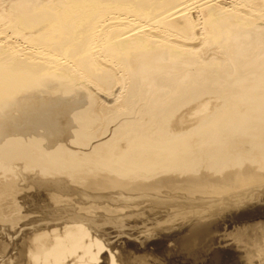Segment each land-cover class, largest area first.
I'll list each match as a JSON object with an SVG mask.
<instances>
[{"label": "bare ground", "instance_id": "bare-ground-1", "mask_svg": "<svg viewBox=\"0 0 264 264\" xmlns=\"http://www.w3.org/2000/svg\"><path fill=\"white\" fill-rule=\"evenodd\" d=\"M6 4L7 1L0 2V164L17 163L20 160L13 159L21 156L37 161V169L47 172L51 166L48 162H57L61 168L67 166L66 161L73 164L72 161L89 152L107 168L105 171L116 175L105 177L107 184L103 186L84 184L79 188L77 198L83 204L70 197L69 201L65 195L59 197L62 214L50 219L55 223L53 228L36 231L30 237L24 264H133L131 261L169 264L159 257L164 254L160 251L137 253L130 245L122 252L112 251L103 241L106 234L100 220L86 216L89 214L84 210L85 204L89 200L97 202L104 223L111 221L122 226L123 219L112 220L105 215L126 212V203H142L146 197L151 201L173 200L172 196H179V190L174 188L190 187L188 183L199 187L228 186L227 180L224 183L202 180L208 177L203 171L196 180L180 186L171 183L174 178L171 176L154 183H131L139 178L151 181L149 176L153 173L190 170L191 163L190 168L184 166L185 170L177 166L186 164L187 160L181 159L195 149L190 138L196 135L193 140H198L195 143L199 147L214 143L230 145L235 151L231 156L238 158L237 163L245 156L251 160L258 154L256 160H264V0H59L56 7L60 4L61 8L50 6L45 11L36 10L35 3L29 1L18 6ZM47 19L53 24L43 23ZM213 61L218 64L213 66ZM205 63L210 66H202ZM78 82L84 87L78 86ZM118 82L121 90L110 105L99 103L94 97L96 92L85 88V83H89L108 92ZM171 89L177 92L168 93ZM138 91L139 96L133 100L132 95ZM146 93L152 98L149 97L150 102L145 105L149 109L144 107L141 117L148 116L145 119L150 120V125L146 123L141 129L137 143L146 145L150 153H165L169 162L180 159L175 160L177 163L155 168L153 164L157 161L150 160L153 164L147 161L143 149L134 151L128 147L126 151L116 142L109 145L112 141H99V146L83 151L90 144L86 145V141L94 139V142L98 133L109 128L110 121H104L106 113L133 114L143 108L141 100ZM257 140H261L259 146ZM68 142L74 145H65ZM83 145V149L78 148ZM112 153H118V158L113 159ZM39 154L45 155L48 162L40 161L46 158L38 157L39 160ZM6 156L11 161L2 162L1 158ZM215 156L213 160L210 157L212 169L226 167L228 157ZM122 160L133 164H127L129 167L125 169ZM197 167L192 169L197 171ZM239 173L238 169L226 170L220 177H240ZM157 182L172 184L168 188L174 192L164 193L169 199L144 194ZM68 202L73 205L67 206ZM117 204L120 207L109 211ZM74 206H80L82 214L72 212Z\"/></svg>", "mask_w": 264, "mask_h": 264}, {"label": "rangeland", "instance_id": "rangeland-1", "mask_svg": "<svg viewBox=\"0 0 264 264\" xmlns=\"http://www.w3.org/2000/svg\"><path fill=\"white\" fill-rule=\"evenodd\" d=\"M2 1H7L6 4L7 7L9 3H13L12 5L18 6L19 3L29 1L32 2L33 4L35 3L34 6L36 10H42V11H45V9L50 10L51 7L61 8L60 4H58L59 6L57 5L56 7V3H58L59 0H0V2ZM51 21L52 20L47 19L43 23H49ZM51 23L53 24V21ZM36 28H32V29L35 31ZM33 30L31 31L33 32ZM217 64L218 61L212 62L213 66H216ZM202 66H210V64L205 63L204 65L202 64ZM77 85L83 86V84L79 82L77 83ZM85 85H87V87L85 88L90 90L91 93L96 92L94 93V97H96V100H98L99 103L101 104L103 103L102 105H104L105 103H106L105 105L112 104L115 99L114 97H116L121 90L120 88L121 82H118L116 86L115 85L113 86L112 88L114 89L113 91L110 90L108 92L95 89L92 86V84H90L91 85L90 87L89 83L88 84L85 83ZM173 92L176 93L177 90L171 89L168 93L171 94ZM138 94L139 91L136 95H132L133 100L135 99L134 96L137 97L139 96ZM149 97L150 94L148 96V93H146V96H144L141 100L143 108L139 109L138 111L136 110L133 114L115 115L113 114V112L106 113V115L110 113L109 116H112L109 119L108 118L109 116L104 115V119H105L104 121L107 123L110 121V123L108 124L109 128L107 127V130H105V132L102 131L103 135L97 132L99 136H97L98 138L95 139L94 142H93L94 139L86 141V145L90 143L89 147H84L83 145L78 148L83 149L84 147L83 151H85V149H88L89 151V149H91V146H99L101 144V142L99 141H106L110 143L112 141V144L109 145L113 146V144H115L114 142H116L115 145L119 144V146L126 151L129 150L128 147H131V149L134 151H138V150L140 151L143 149V151L147 153V155H145L147 157V161H149L151 164H153L152 162L155 163V161H157L155 164H153L155 168H159L162 166L169 167V165L170 166L172 165L170 163L173 164L174 162L177 163V161L180 159L178 158L175 159L177 161L173 159L170 160L169 162L168 158L170 157L165 155V153L164 154L161 152H160L161 154L157 152L150 153L151 151L148 148H146V145L144 144L141 145L140 143H137L139 142L137 140L140 139L141 136L140 134L141 129H143V127L146 126L147 124L150 125L149 124L150 120H147L148 116L141 117L142 116L141 113L143 111L145 112L146 109H149V107L147 108L145 106L148 105L147 104L148 101L150 100V98H152V96L150 98ZM138 116L140 117L138 118ZM140 121H142L143 123ZM118 125L120 126L119 129L117 127ZM124 125L126 126L124 127ZM137 125H140V127L142 128H140ZM135 127L136 129L137 128L140 129L139 130L140 132L137 131L138 129L136 130ZM135 130L138 132L139 137L138 135H136L137 132H135ZM133 134L137 136V137L133 136L134 139L131 138ZM127 138H129V140ZM194 138H190V140L192 141L193 144L192 148L194 146V148L197 150L193 148L194 150H192L190 155L187 156L188 159L187 158L181 159V161L183 160V162L184 161L186 162L187 160L185 165L184 164H181V166L176 165L177 167H180L182 170H185L184 166L188 167L190 165L189 163H191L192 167L190 168L191 165L189 166L190 170H187L184 173H179V171H176L174 173L165 172V174L153 173L152 176H149L152 177L153 179V180L151 179V181L149 180L150 178H148V180L147 179L141 180V178H139L138 180L132 181L131 183L135 184L139 181H143L144 183L147 182L146 184L154 183V181H159L165 177L171 176L174 177L171 183L180 186L182 185V183L196 180L195 178H198L196 177L198 176V173L203 171L208 177H203L202 180L213 181V182L221 181L222 183H224L227 180L225 183L229 181L228 186L218 188L220 184H215L214 187H211L210 185L209 186L206 185L205 187H199V185L188 183L190 184V187L180 186L181 189L178 187L174 188L179 190V196L176 197L172 196L173 200H165V202L151 201V199H148V197H146L145 199H143L142 203L136 201L133 202L132 204L126 203V207L128 209L126 212L123 211L122 213L116 214V216L105 215V218L109 217L112 218V220L115 219L116 217H118L119 219H123L122 226L121 224L117 225L111 221L104 223L105 221L104 216H101L103 215V211L98 209L99 207L97 206H99V204L97 202L95 204V202H92L93 200H89L88 203L85 204L86 207L84 208V210L89 214L86 216L98 218L100 220L99 224L102 225L101 226L102 231H104L106 234L104 235L106 237L103 239V241L108 245V247L112 251L116 253L122 252V250H124L125 248L128 247V245H130L132 248L131 250L137 253L146 252L149 250L160 251L164 254H162L159 257L164 259V261L169 262V264H264V160H261V158L260 161L256 160L259 159L256 158L259 157L258 154L257 156H253L255 157L254 159L256 161L253 159V157H251L252 159L250 160V157L247 158V156H245L244 157L246 158L244 159L245 161L241 160L239 163H237L238 158L235 157L233 159V156H231L235 154V151H232V147L230 145L224 146L222 144L214 143L208 147H199L198 144L195 143V141L198 140L197 139L193 140ZM133 140H135L136 143L135 141L133 142ZM257 141H256V145L259 146L260 145L259 142H261V140H257ZM123 144L125 145L127 144V145L124 146ZM128 144L130 146H128ZM65 145L73 146L74 143L68 142ZM143 146L145 147L143 148ZM125 147H127L128 149ZM248 147L250 148V146ZM248 147L242 146L241 148L240 146L241 149L244 148L245 150L248 149ZM73 148L77 149V146H74ZM220 150L224 154L223 156ZM245 150H243L244 155H245ZM113 151L115 150H112L111 152ZM214 151L217 157L225 158V156H227L229 158L228 159L226 157L227 164H224L226 165L227 169L225 166L221 167L220 169L217 170L218 174L217 171L215 169H212V167L210 166V161H212L213 158L216 157L215 154L213 153ZM218 152H220L219 156H218ZM210 153L211 154L213 153L214 157L210 156ZM43 154L37 155V158L38 157L41 158L42 156L46 158L45 155ZM117 155L118 153L117 154L112 153V158L113 159L118 158L119 155L118 156ZM204 155L205 156L209 155V156H207L208 158H206ZM80 157L78 161L77 159L76 161L74 160V162L72 161L74 165L71 164V161L68 162L66 161L67 166L62 165L66 167V168L61 167L62 169L59 168L61 165L59 166L57 162H55L54 164V162L53 163L48 162L47 158L45 160H43V157L41 158V160L40 158H38L40 161L43 162L46 161L49 164H51L52 167L50 166L51 168L49 167L47 172H41L37 169L36 165H38L39 167L37 161L34 162L30 161L29 158L23 159L21 158V156L19 157V159L18 158L13 159V160H20L17 163L4 162L3 164H0V264L25 263L26 246L28 241L30 240V237H32V235L36 233V231L53 228L54 227L53 225L55 223L52 222L50 219H52V217L54 216H58V214L60 213L62 214L57 201L58 199H60L59 197L65 195L63 196L64 198H68L69 200L70 197V200L74 201L75 199L78 204L80 203L83 204L84 201L81 200L80 198H77L79 196L77 194L79 188L83 187L84 184L85 185L92 184V186L95 184L94 187L95 186L99 187L101 185L103 186L104 184H107L104 181L105 177L116 176L112 173H108L107 171H105L104 170L105 166H103V164L101 165V163L99 164L98 162L99 160L95 156L94 158L93 155H91L89 152H86L84 155H81ZM162 157L164 158V160L167 159V161H164ZM210 157H212V160ZM230 157L234 161H232ZM1 159L3 162V161H8L10 158H7L6 156L5 159L4 157ZM38 159L35 158V160ZM160 159L163 161V163L162 161H160ZM230 159H231V163H228V160ZM248 159L250 160V162H248ZM150 160H152V162ZM158 161L160 163H158ZM122 162L126 163V165L124 166V163ZM121 163L123 164V167L125 169L129 167L128 165L133 164L130 163V161H125V160H122ZM196 165L197 166L199 165V169L197 167V171H195L196 169H192L193 167H196ZM229 165L230 167H228ZM1 166L4 168H2ZM25 166H27V168H25ZM208 166L211 168H209ZM53 167H55V169H53ZM244 167L249 169L243 170L242 168ZM6 168L10 169L8 170L9 172L7 171ZM91 168L94 170L91 171L90 170ZM105 169L107 170V168ZM233 169L234 170L238 169L240 172L239 174L243 177L241 176L234 178L220 177L221 174L224 173V171L226 170L232 171ZM159 171L161 170H158V172ZM141 173L142 172H140L139 174L141 175ZM148 174L150 175L151 173ZM186 178H191V180ZM36 179L38 183L36 182ZM125 181H129V180L126 179ZM39 183H41L42 185ZM171 185L172 184L165 182L163 183L157 182L156 184H154L152 187L149 188L148 192L144 194L149 196L152 195L153 197L156 198L160 197L162 199H169L170 197L168 198V196H166L167 194L164 193L174 192L173 189L168 188ZM60 189H63L65 192H63V190L60 191ZM118 190L119 188L117 189V191ZM194 201H196V203H194ZM68 203L69 204H67V206L73 205L70 202ZM39 204L40 206L38 207ZM100 206H104V203L102 204L100 203ZM79 207L74 206L72 207L73 210L71 209V211L82 214V212L79 211L81 210ZM117 207H120V204L119 205L117 204V206L111 208L110 210H109L110 208L109 206L105 208L112 212V210H114ZM56 210L59 211L57 212ZM51 212L54 214H52ZM107 240L108 241L110 240V243H108ZM131 262L133 264L140 263L139 261H131ZM117 264H119V262Z\"/></svg>", "mask_w": 264, "mask_h": 264}]
</instances>
